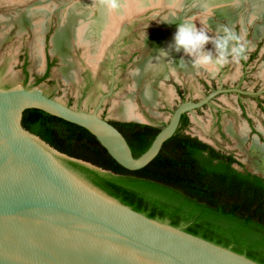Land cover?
<instances>
[{
  "label": "rangeland",
  "instance_id": "obj_1",
  "mask_svg": "<svg viewBox=\"0 0 264 264\" xmlns=\"http://www.w3.org/2000/svg\"><path fill=\"white\" fill-rule=\"evenodd\" d=\"M116 2L120 4L126 0H116ZM161 2L162 7L157 10L143 11V14L134 15L123 21L122 25L127 26H122L105 47L103 53L105 58L95 82L87 87L82 78V70L86 68V62L91 65L89 55L90 52H96L99 37H95L92 47L86 48L70 36L73 39L70 49L67 50L70 54L69 60H64L61 53L54 50L53 37L59 24L63 25L64 17L71 16L68 21L74 29L83 27L100 11L108 8L107 0H0V83L9 87H36L47 91L66 104L70 102L73 107L92 111L100 96L110 90L108 72L114 65V90L106 98L100 114L110 120H129L120 115L119 109L124 101L132 99L137 113L143 114L148 121L158 126L166 125L173 111L181 103L174 94L173 81H177L179 87L185 91L187 101H198L207 97L212 91L214 95L208 105L199 111L188 110L192 114L193 122L187 132L208 141L224 152L234 153L248 169L255 171L251 151L255 143L264 146V0H232L230 2L236 3L237 8L235 7L228 16L218 12V6L226 3H218L207 10L208 7L202 9L197 6L196 0H162ZM47 3L54 4V7L40 17L27 21L28 9ZM175 18H178L177 22L195 21L198 29L210 38V43L205 48L211 50L214 59L220 51L216 47L217 39L226 35L234 38L228 40L224 49L226 60L219 65H208L205 69L191 73L180 64L176 72H169L171 68L166 66L164 73L161 72L160 77L153 83L155 103L147 102L142 96V90L135 89L136 78L132 75V71L142 67L144 62L154 55L155 38L160 33L173 30L175 23L172 20ZM40 22L42 24L38 25ZM47 35L51 57H60V59L52 68L48 79L36 82V75L42 76L46 69ZM233 48L242 49L244 60L242 56L233 54ZM26 56L27 62H25ZM24 68L29 71L28 76ZM200 78L205 79L211 87L207 88L200 83ZM143 83L145 84V81L141 86H144ZM240 102L244 104L248 115L252 118L257 131L253 134L255 138L248 135L246 118L239 109ZM166 104L170 108L165 107ZM216 107L224 110L221 126L225 134L220 132L217 125L218 115L213 112ZM193 114L196 118H193Z\"/></svg>",
  "mask_w": 264,
  "mask_h": 264
},
{
  "label": "water",
  "instance_id": "obj_2",
  "mask_svg": "<svg viewBox=\"0 0 264 264\" xmlns=\"http://www.w3.org/2000/svg\"><path fill=\"white\" fill-rule=\"evenodd\" d=\"M233 2L219 5L218 12L231 15ZM60 29L61 23L55 36ZM156 45L155 38L154 51ZM111 81L110 92L92 111L70 106L36 87L0 85V264H259L103 196L56 155L106 169L60 152L22 124L24 111L31 108L77 123L88 128L121 165L138 170L159 154L184 112L214 95L180 103L151 147L136 158L124 134L100 114L113 93L114 71ZM141 115L144 121H126L153 124ZM255 169L248 170L264 177Z\"/></svg>",
  "mask_w": 264,
  "mask_h": 264
},
{
  "label": "trees",
  "instance_id": "obj_3",
  "mask_svg": "<svg viewBox=\"0 0 264 264\" xmlns=\"http://www.w3.org/2000/svg\"><path fill=\"white\" fill-rule=\"evenodd\" d=\"M111 122L136 158L165 126ZM22 124L60 152L106 169L56 155L103 196L264 264V177L245 169L232 154L185 133V115L159 154L138 170L121 165L88 128L77 123L31 108L24 111Z\"/></svg>",
  "mask_w": 264,
  "mask_h": 264
},
{
  "label": "bare ground",
  "instance_id": "obj_4",
  "mask_svg": "<svg viewBox=\"0 0 264 264\" xmlns=\"http://www.w3.org/2000/svg\"><path fill=\"white\" fill-rule=\"evenodd\" d=\"M161 1L162 0H137V1L128 0V3H127V0H126V2H121L120 4H118L119 7L116 9H110L108 7L105 11H102V12L100 11L101 13L99 12L97 15H95L94 18H92L91 22L89 23L84 22L85 24H88L87 26H85V24L83 23L84 26L77 27V29L76 28L74 29V27L70 26V22L68 20L71 18V16L67 15L68 16L67 18L64 17L65 21L64 23H62L63 25H61L59 34L54 37V40H53L54 50H57L59 53H61L64 60H69L70 54L67 53V50L70 49L72 45L71 39L75 38V40H77V43L79 42L80 45H84V47L90 48L94 45L95 37L98 36L99 45L97 47V50L95 53L90 52V55H89V62L91 63L93 67H97L99 60L103 56L105 47L113 40V38L116 36L118 31L121 29L123 21L125 22V19L131 18L134 15H137V14L139 15L143 11L157 10L162 5ZM230 1L232 0H217V1L215 0H209V1L208 0H196L197 3L195 4H198L197 6H200L202 9H206L208 7L207 10H209L210 8H213L214 5L218 3L219 4L229 3ZM176 3H178V1ZM53 7H54V4L47 3L41 6L37 5L31 9H28L26 12L27 21L30 22L33 20L34 17L36 18L40 17L44 13H47L48 10H51ZM177 19L178 18H175L174 20H172L173 23H175V27L173 30H171L170 32H166L162 35H158L156 37V42H157L156 46L158 47L156 51H154L155 52L154 55L148 58L145 64L142 67H138V69H136V71L134 72L135 73L134 75L136 78V82H135L136 86L134 85L135 89L142 90L141 91L142 96L147 102L155 103L156 101L155 87L153 83H154V80H157V78L160 77L161 72L164 71L166 66L171 68L170 69L171 71L169 72H176L178 68V64L182 65V68H184L186 71L190 73L200 71L202 69L207 68V66L194 67L192 58L184 54L183 51L178 53L174 51L173 49L168 48L169 44H171L173 41V36L176 31L177 24L179 23H190L193 25L195 24V21L177 22L176 21ZM41 24L42 23L40 22L38 25H41ZM195 26L197 27V24H195ZM87 34H88V37H87ZM70 36L73 38H70ZM143 81H145V84L143 83L144 86H141V83ZM131 100H126L121 104L120 109H119L120 115L128 119L142 118L141 114L137 113V111L135 110L134 108L135 106L133 105V102ZM251 155L254 161V166L264 172V146L258 145L257 143H255V145L253 146V150L251 151Z\"/></svg>",
  "mask_w": 264,
  "mask_h": 264
},
{
  "label": "flooded vegetation",
  "instance_id": "obj_5",
  "mask_svg": "<svg viewBox=\"0 0 264 264\" xmlns=\"http://www.w3.org/2000/svg\"><path fill=\"white\" fill-rule=\"evenodd\" d=\"M48 43H49V37H48V35L46 36V38H45V60H46V63H45V66H46V69H45V71H44V73H43V75L41 76V75H36V82L38 81V80H42V79H48V75L51 73V70H52V68L55 66V64H57V60L58 59H60V57H51V55H50V53H49V51H48ZM240 56H242V59L244 60V57H243V52H241L240 53ZM104 55L102 56V58L99 60V63H98V65H97V67H93L92 65H89L87 62L85 63V66H86V68H84L82 71H83V75H82V78L85 80V82H86V86L87 87H90V86H92L93 84H94V82H95V77L97 76V73L99 72V70H100V67L102 66V62H103V60H104ZM112 59H114L113 57H111ZM27 60H28V58H27V56H26V59H25V62H27ZM102 60V61H101ZM113 63V62H112ZM94 69H93V68ZM113 68H114V65L110 68V70H109V72H108V77H109V79H110V90H111V88H112V81H111V79H112V71H114L113 70ZM24 70H25V73H26V75L28 76L29 74H28V70H27V68H24ZM114 74H115V71H114ZM200 83H202V84H204V85H206L207 86V88H209V87H211L210 86V84L205 80V79H203V78H200ZM179 83L177 82V81H173V87H174V89H173V91H174V94H176L177 96H178V98L180 99V101H181V103L182 102H184V101H187V96H186V93H185V91H183L182 89H181V87H179V85H178ZM0 85L1 86H4V87H9L8 85H4V84H1L0 83ZM110 90L108 91V92H110ZM113 90H114V88H113ZM229 90V89H228ZM230 90H232V89H230ZM45 94H47V95H49V96H51V97H53L51 94H49L47 91H43ZM108 92H105V93H103L101 96H103L104 94H106V93H108ZM212 92V91H211ZM209 93V95H211L212 93ZM208 95V96H209ZM100 96V97H101ZM213 98V97H212ZM100 99V98H99ZM202 99H204V97L203 98H201V99H199L198 101H200V100H202ZM190 101H192V100H190ZM198 101H194V102H198ZM211 102V98H210V100L209 101H207L206 103H204L202 106H200V107H197V108H195L194 110H197V111H199V110H201L205 105H208L209 103ZM68 105H70V106H72L71 104H70V102L69 103H67ZM239 106H240V110H241V114L246 118V124L248 125V135H252L253 136V134L254 133H256L257 131H256V128L254 127V125H253V121H252V118L248 115V113H247V111H246V107L244 106V104L242 103V102H240L239 103ZM165 107H167V108H170L169 107V105H167L166 104V106ZM213 112L214 113H216L217 115H218V123H217V125L219 126V129H220V132L222 133V134H225L224 132V130L222 129V126H221V119H222V115H223V112H224V110L221 108V107H216L215 109H213ZM186 116L187 117V119H188V124H187V126H186V128L184 129V131H185V133H187V134H190V133H188L187 132V129L190 127V125H191V123L193 122V120H192V114H190V112L189 111H186V112H184L183 114H182V116H181V119H180V123H181V121H182V119H183V116ZM194 116H195V114H193ZM193 116V118H196V116L194 117ZM102 117H104V118H106L105 116H102ZM107 119V118H106ZM109 121H113V120H110V119H108ZM136 122V121H135ZM141 123V122H140ZM180 123H179V126H180ZM153 125H156V126H158L157 124H153ZM178 126V127H179ZM190 135H192V134H190ZM193 136V135H192ZM197 137V136H196ZM254 137V136H253ZM199 138V137H198ZM255 138V137H254ZM199 139H201V138H199ZM202 140V139H201ZM255 140V139H254ZM210 144V143H209ZM212 145V144H211ZM212 146H214V145H212ZM215 147V146H214ZM216 148V147H215ZM216 149H218V148H216ZM218 150H220V149H218ZM220 151H222V150H220ZM222 152H224V151H222ZM224 153H227V154H232L238 161H240V162H242L241 160H239L236 156H235V154L234 153H232V152H224ZM243 163V162H242ZM244 164V163H243ZM244 166H245V169H247V167H246V165L244 164ZM238 167V166H237ZM248 170V169H247Z\"/></svg>",
  "mask_w": 264,
  "mask_h": 264
},
{
  "label": "clouds",
  "instance_id": "obj_6",
  "mask_svg": "<svg viewBox=\"0 0 264 264\" xmlns=\"http://www.w3.org/2000/svg\"><path fill=\"white\" fill-rule=\"evenodd\" d=\"M107 5L110 9L119 7L116 0H107ZM234 37L226 35L220 37L216 41V47L220 50L218 56L214 59L211 55V50H207L205 46L210 43V38L202 30H199L195 25L190 23L177 24L176 31L173 36V41L168 48L176 52L183 51L184 54L192 58L194 67H204L208 65H219L225 62L224 49L229 39ZM164 50V49H162ZM232 52L238 56L242 52L240 48H233Z\"/></svg>",
  "mask_w": 264,
  "mask_h": 264
}]
</instances>
